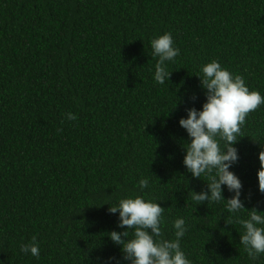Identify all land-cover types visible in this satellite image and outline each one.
Returning <instances> with one entry per match:
<instances>
[{"label":"trees","instance_id":"1","mask_svg":"<svg viewBox=\"0 0 264 264\" xmlns=\"http://www.w3.org/2000/svg\"><path fill=\"white\" fill-rule=\"evenodd\" d=\"M168 32L180 54L159 85L150 41ZM212 60L264 95V0H0V264H128L109 238L127 229L109 208L136 195L165 209L166 239L186 221L192 264H264L225 201L193 199L210 181L183 163L179 121L202 110L197 75ZM238 139L230 171L245 209L264 212V106ZM33 237L39 258L20 251Z\"/></svg>","mask_w":264,"mask_h":264},{"label":"clouds","instance_id":"2","mask_svg":"<svg viewBox=\"0 0 264 264\" xmlns=\"http://www.w3.org/2000/svg\"><path fill=\"white\" fill-rule=\"evenodd\" d=\"M150 45L153 58L158 57L153 79L157 84L165 85L173 73L168 71V64L175 61L180 49L170 32L153 38ZM197 77L205 91L206 102L202 110L186 109V118L179 121L191 140L184 146L183 163L187 172L194 178L205 175L210 181L207 191L192 192L193 199L200 205L206 201L208 204L225 201L227 212L233 214L244 229L240 244L249 258L255 260L264 254V212L245 209L241 199L242 181L230 169L240 159L239 150L234 145L239 142L246 117L264 106V95L251 91L241 75L233 74L217 60L201 65ZM77 118L71 112L67 114L68 120ZM259 161V190L264 193V148L259 152ZM139 186L141 190L150 189L149 178H141ZM224 186L233 194L230 199L226 200L223 195ZM164 211L158 202L140 195L119 199L117 206L109 208L111 214L119 213L118 228L127 229L112 231L109 238L120 247L122 258L128 264H192L181 248V241L188 231L186 221L183 218L174 220L175 239H166L162 229ZM241 212H247L248 218H239ZM20 251L39 258L40 246L36 237L22 244Z\"/></svg>","mask_w":264,"mask_h":264}]
</instances>
